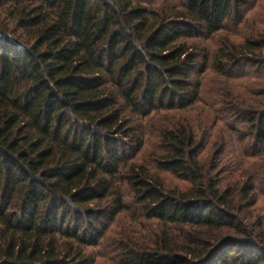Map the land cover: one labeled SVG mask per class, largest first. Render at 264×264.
<instances>
[{
    "label": "trees",
    "instance_id": "1",
    "mask_svg": "<svg viewBox=\"0 0 264 264\" xmlns=\"http://www.w3.org/2000/svg\"><path fill=\"white\" fill-rule=\"evenodd\" d=\"M261 179L264 0H0V264H264Z\"/></svg>",
    "mask_w": 264,
    "mask_h": 264
},
{
    "label": "rangeland",
    "instance_id": "2",
    "mask_svg": "<svg viewBox=\"0 0 264 264\" xmlns=\"http://www.w3.org/2000/svg\"><path fill=\"white\" fill-rule=\"evenodd\" d=\"M261 180H264V179H261ZM264 184V183H263ZM263 184H260L257 188V192L258 194H261L262 192H264V185ZM262 200H264L263 198H261Z\"/></svg>",
    "mask_w": 264,
    "mask_h": 264
}]
</instances>
